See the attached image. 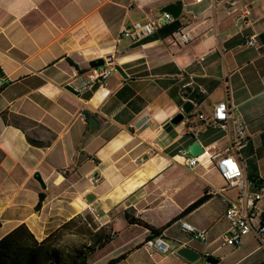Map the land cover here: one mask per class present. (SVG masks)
<instances>
[{
	"label": "crops",
	"instance_id": "obj_1",
	"mask_svg": "<svg viewBox=\"0 0 264 264\" xmlns=\"http://www.w3.org/2000/svg\"><path fill=\"white\" fill-rule=\"evenodd\" d=\"M177 1L179 16L151 36H120L122 25L157 17ZM227 10L226 0H0V74L7 80L0 88V238L24 223L40 241L88 215L94 231L110 235L88 264L120 256L115 264H205L204 252L212 264H264L252 234L238 248L220 239L225 205L210 192L223 180L209 156L230 137L218 126L201 127L195 138L186 133L187 119L209 117L217 102L230 101L248 135L236 157L249 180L264 181V0H236ZM250 36L254 46L245 44ZM97 58L113 60L108 84L75 92L69 83ZM187 100L191 111L173 124ZM196 141L203 151L189 169L182 151ZM204 194L206 201L184 213ZM258 206L264 210V201ZM180 220L205 230L207 242L184 234ZM152 229L169 242L168 253L144 248ZM181 246L199 259L178 255Z\"/></svg>",
	"mask_w": 264,
	"mask_h": 264
},
{
	"label": "built area",
	"instance_id": "obj_2",
	"mask_svg": "<svg viewBox=\"0 0 264 264\" xmlns=\"http://www.w3.org/2000/svg\"><path fill=\"white\" fill-rule=\"evenodd\" d=\"M235 3L236 0H226L229 14L233 12L232 7ZM244 14L239 15L242 22H246L247 11ZM172 20L173 16L170 13L162 12L157 17L145 21H135L130 26L122 25L119 34L133 42H140L151 36L157 28L170 23ZM188 40L187 34H180L181 42L186 43ZM245 44L254 46V36H250ZM103 61L104 64L101 66L90 67L86 72L75 74L77 83H69L75 92L82 93L95 85L106 86L108 84L113 70V60L103 58ZM6 83L5 76L0 74V88ZM80 116L85 118L83 113H80ZM147 117L149 118V115ZM211 126H218L230 137L228 147L209 156V162L214 165L223 180L221 187L214 188L210 192L218 196L225 205L224 216L228 221V227L220 236L222 244L238 248L242 245L243 237L252 234L259 247L264 250V218L262 217L264 210L258 206L259 202L264 201V181L249 180L244 173V161H240L236 157V154L246 145L248 140L245 121L237 112L235 105L228 100H222L214 105L209 117L198 114L196 119H187L186 133L195 138L201 127ZM186 152L182 151L183 154ZM199 162L198 157L189 156L185 164L189 169H193ZM232 165L235 167L233 168ZM230 191L236 192V198L229 195ZM180 228L190 238L203 243L207 242L205 230H199L184 220H180ZM143 246L148 252L157 251L165 254L170 251L169 242L161 235H153L146 239ZM203 254L206 258L205 264H212L210 254L208 252Z\"/></svg>",
	"mask_w": 264,
	"mask_h": 264
},
{
	"label": "trees",
	"instance_id": "obj_3",
	"mask_svg": "<svg viewBox=\"0 0 264 264\" xmlns=\"http://www.w3.org/2000/svg\"><path fill=\"white\" fill-rule=\"evenodd\" d=\"M5 117V116H4ZM29 141L35 145L40 144L32 139ZM209 198L202 195L192 205L184 210L188 213ZM44 194L39 193L35 211L40 210ZM80 216L69 219L60 224L57 228L50 230L42 239L37 240L26 224L22 223L13 228L0 238V264H87L88 259L102 249L110 239V235L103 230H89L94 228L90 216H85L84 220H79ZM80 224L75 225V233L88 236V241L77 246L63 248L60 246L64 230H70L75 221ZM146 225L145 222H142ZM153 235H158L160 230L152 229ZM122 257L110 259L106 264H115Z\"/></svg>",
	"mask_w": 264,
	"mask_h": 264
},
{
	"label": "water",
	"instance_id": "obj_4",
	"mask_svg": "<svg viewBox=\"0 0 264 264\" xmlns=\"http://www.w3.org/2000/svg\"><path fill=\"white\" fill-rule=\"evenodd\" d=\"M182 9V3L180 1L175 2L174 4L171 5H167L163 8L164 11L170 13L174 18H177L181 12ZM104 64V61L102 58H97L94 60H91L89 62V66L90 67H98ZM116 70L122 74V71L119 67H116ZM193 107V104L190 101H185L180 110L181 112L177 113L172 119L171 122L173 124H178L182 119L184 114H188L191 109ZM89 123L92 125L94 119L93 118H89L88 119ZM203 151V147L200 145V143L198 141L194 142L191 146L188 147L187 152L190 154V156H196L198 154H200ZM33 178L40 184V186L42 188H45L44 182L41 178V176L39 175V173H35L33 175ZM93 199V195L88 194L85 198V200L87 202H90ZM176 253L178 255H180L181 257L185 258L186 260L190 261V262H194L196 260L199 259L200 254L187 247V246H181L176 250Z\"/></svg>",
	"mask_w": 264,
	"mask_h": 264
},
{
	"label": "rangeland",
	"instance_id": "obj_5",
	"mask_svg": "<svg viewBox=\"0 0 264 264\" xmlns=\"http://www.w3.org/2000/svg\"><path fill=\"white\" fill-rule=\"evenodd\" d=\"M78 224H80V222L77 220V221H75L74 224H72L70 230H64V236L61 239L60 246H62L63 248H67V247L74 246V245L77 246V245H80V244L85 243V242L88 241V236L87 235H82V234H79V233L78 234L75 233V231H76L75 230V225H78ZM89 230L93 231V228L92 229L90 228ZM96 254H94L93 256H91L88 259L87 264L89 262L91 263L92 261L95 260ZM100 263L101 262H97V264H100Z\"/></svg>",
	"mask_w": 264,
	"mask_h": 264
},
{
	"label": "snow or ice",
	"instance_id": "obj_6",
	"mask_svg": "<svg viewBox=\"0 0 264 264\" xmlns=\"http://www.w3.org/2000/svg\"><path fill=\"white\" fill-rule=\"evenodd\" d=\"M232 167L234 168V167H235V165H232Z\"/></svg>",
	"mask_w": 264,
	"mask_h": 264
}]
</instances>
